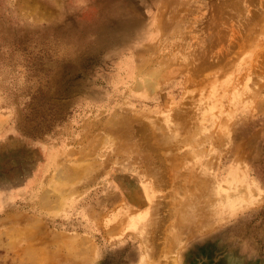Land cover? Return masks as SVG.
<instances>
[{"label":"rangeland","instance_id":"1","mask_svg":"<svg viewBox=\"0 0 264 264\" xmlns=\"http://www.w3.org/2000/svg\"><path fill=\"white\" fill-rule=\"evenodd\" d=\"M0 264H264V0H0Z\"/></svg>","mask_w":264,"mask_h":264},{"label":"bare ground","instance_id":"2","mask_svg":"<svg viewBox=\"0 0 264 264\" xmlns=\"http://www.w3.org/2000/svg\"><path fill=\"white\" fill-rule=\"evenodd\" d=\"M231 46H232V45H231ZM135 65H136V64H135ZM144 67H145V66H144ZM141 71H142V70H141ZM149 74L152 75V74H154V72L151 71ZM162 137H163V136H162ZM61 173H62V172H61ZM50 196H51V195H50ZM45 199H46V198H45ZM45 199H44V200H45ZM52 199H53V198H52ZM22 216H23V214H22ZM26 216H27V215H25V217H26ZM26 218H27V217H26ZM23 220H24V218H23ZM7 222H8V221H7ZM22 222H23V221H22ZM41 226H42V225H41ZM37 227H38V226H37ZM35 228H36V227H35ZM2 235H3V234H2ZM53 237H54V236H53ZM9 243H10V242H9ZM9 243H8V244H9ZM28 250H29V249H28ZM35 260H37V259H35ZM39 260H40V259H39ZM39 260H38V261H39Z\"/></svg>","mask_w":264,"mask_h":264}]
</instances>
